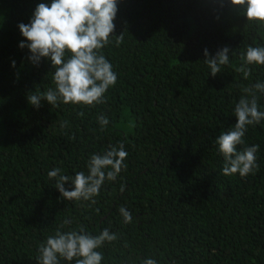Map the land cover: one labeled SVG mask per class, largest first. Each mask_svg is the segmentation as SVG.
I'll return each mask as SVG.
<instances>
[{
  "label": "trees",
  "instance_id": "trees-1",
  "mask_svg": "<svg viewBox=\"0 0 264 264\" xmlns=\"http://www.w3.org/2000/svg\"><path fill=\"white\" fill-rule=\"evenodd\" d=\"M50 2L0 0V264H38L49 235L79 225L119 235L98 249L101 264H264V120L249 125L237 146L259 145L255 174H223L215 143L234 126L243 89L264 82V65H248L247 79L236 71L248 46H264V24L230 0H117L112 43L101 50L117 74L105 102L41 100L36 108L27 96L54 88V69L47 58L29 60L18 24ZM224 46L229 64L212 76L203 50L213 56ZM255 94L264 111V93ZM101 114L110 122L103 131ZM118 141L127 168L105 181L96 203L64 199L48 172L87 174L90 156ZM65 219L71 224L61 228Z\"/></svg>",
  "mask_w": 264,
  "mask_h": 264
},
{
  "label": "clouds",
  "instance_id": "clouds-1",
  "mask_svg": "<svg viewBox=\"0 0 264 264\" xmlns=\"http://www.w3.org/2000/svg\"><path fill=\"white\" fill-rule=\"evenodd\" d=\"M230 3L242 6L247 20L264 24V0H230ZM117 11V0H51L49 4L36 5L29 23L18 24L21 35L27 41L19 42L18 46L29 49V60L38 64L41 58H47L54 69L55 87L29 94L27 100L31 105L39 108L41 100L52 106H58V102L84 106L105 102V93L115 86L117 74L101 50L112 43L110 37L114 35ZM115 36V43L119 46L124 40L123 32ZM203 51L204 63L212 76L221 71V66L229 64V47L224 46L213 56H209L207 49ZM241 60L243 62L236 71L247 79L252 71L248 65H264V46H248L241 54ZM11 65L15 66V61ZM243 91L248 95L241 96L234 107V126L219 134L215 140L225 162L223 174H239L241 177L255 174L259 169L256 156L259 145L252 144L242 149L237 146L245 144L244 136L249 125L264 120V111L259 110L255 94L256 91L264 93V82L258 81ZM77 115L83 117L85 113L79 111ZM97 121L101 131L110 123L103 114L97 117ZM68 124L67 120L60 121V128L64 129ZM75 138L74 134L70 137ZM127 156L125 141H118L116 145H109L102 154L90 156L87 174L78 171L69 176L56 167L48 172V177L55 180L54 186L64 199L95 204L94 197L100 194L105 181H116L119 174L126 170ZM69 181L71 190L65 187ZM120 190H124L123 184ZM119 212L125 223L132 222V214L125 207L121 206ZM68 224L71 220L65 219L60 227ZM118 239L119 235L108 228L96 235L88 232L84 225L68 231L57 229L39 245L36 259L38 264H61V259L74 261V264H101L104 256L98 249ZM141 264L158 262L154 258H144Z\"/></svg>",
  "mask_w": 264,
  "mask_h": 264
}]
</instances>
